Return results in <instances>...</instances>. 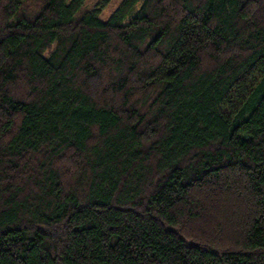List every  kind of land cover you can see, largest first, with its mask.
<instances>
[{
    "label": "trees",
    "instance_id": "trees-1",
    "mask_svg": "<svg viewBox=\"0 0 264 264\" xmlns=\"http://www.w3.org/2000/svg\"><path fill=\"white\" fill-rule=\"evenodd\" d=\"M84 1L0 0V264H264V0Z\"/></svg>",
    "mask_w": 264,
    "mask_h": 264
},
{
    "label": "rangeland",
    "instance_id": "rangeland-1",
    "mask_svg": "<svg viewBox=\"0 0 264 264\" xmlns=\"http://www.w3.org/2000/svg\"><path fill=\"white\" fill-rule=\"evenodd\" d=\"M104 0H85L84 4H85V8L87 10H92L94 8H99L100 5L103 3ZM122 0H109V2L106 4L105 8H101V15H100V19L102 21H105L111 14L112 12L115 10V8L118 6V4L121 2ZM135 10L133 9V11H131L128 16H127V20H130L133 15L135 14Z\"/></svg>",
    "mask_w": 264,
    "mask_h": 264
}]
</instances>
